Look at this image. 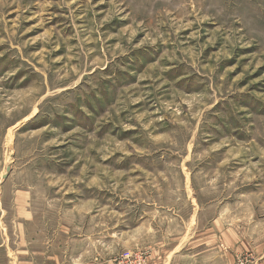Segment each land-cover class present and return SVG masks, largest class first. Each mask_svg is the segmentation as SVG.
Wrapping results in <instances>:
<instances>
[{
  "label": "rangeland",
  "instance_id": "rangeland-1",
  "mask_svg": "<svg viewBox=\"0 0 264 264\" xmlns=\"http://www.w3.org/2000/svg\"><path fill=\"white\" fill-rule=\"evenodd\" d=\"M0 264H264V0H0Z\"/></svg>",
  "mask_w": 264,
  "mask_h": 264
}]
</instances>
